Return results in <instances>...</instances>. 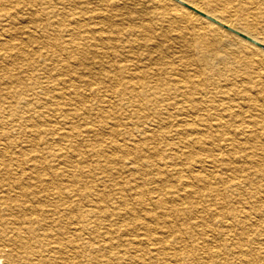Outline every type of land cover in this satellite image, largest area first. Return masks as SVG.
Segmentation results:
<instances>
[{
  "label": "bare ground",
  "instance_id": "1",
  "mask_svg": "<svg viewBox=\"0 0 264 264\" xmlns=\"http://www.w3.org/2000/svg\"><path fill=\"white\" fill-rule=\"evenodd\" d=\"M0 58V264H264V0H0Z\"/></svg>",
  "mask_w": 264,
  "mask_h": 264
},
{
  "label": "rangeland",
  "instance_id": "2",
  "mask_svg": "<svg viewBox=\"0 0 264 264\" xmlns=\"http://www.w3.org/2000/svg\"><path fill=\"white\" fill-rule=\"evenodd\" d=\"M0 61H5V62H2L4 65H7V71H11V69L13 68V66L11 65V64H8V62H6V60H4L3 58H0ZM1 63V64H2ZM22 64H24V63H20L19 65H18V67H21V65ZM23 67V66H22ZM24 145V147L26 146V144H23ZM22 147V146H21ZM23 147V150H26V148H24ZM19 151V148H15V149H13V152L12 153H18V151ZM19 154V153H18ZM18 156H20V154L18 155Z\"/></svg>",
  "mask_w": 264,
  "mask_h": 264
}]
</instances>
